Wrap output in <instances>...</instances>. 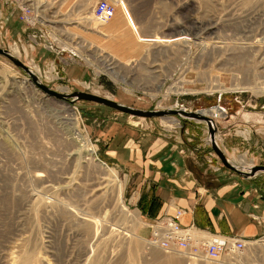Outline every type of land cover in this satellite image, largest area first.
Instances as JSON below:
<instances>
[{
    "label": "rangeland",
    "instance_id": "obj_1",
    "mask_svg": "<svg viewBox=\"0 0 264 264\" xmlns=\"http://www.w3.org/2000/svg\"><path fill=\"white\" fill-rule=\"evenodd\" d=\"M24 1L8 2L11 26L12 16L0 11V48L42 84L134 109L207 113L230 164L247 167L238 163L244 156L250 167L264 166V0H108L145 43L134 60L132 53L113 59L82 32L69 40L63 30L78 31L64 10L42 4L37 14ZM98 1L85 17L94 18ZM218 107L225 113L211 115ZM110 143L132 150L140 143L153 157L172 154L204 185H264V173L245 179L222 166L204 122L136 118L92 102L56 100L0 56V264H264V236L244 239L242 252L219 262L159 249L147 217L126 201L137 172L105 155ZM151 192H143L145 201Z\"/></svg>",
    "mask_w": 264,
    "mask_h": 264
},
{
    "label": "crops",
    "instance_id": "obj_2",
    "mask_svg": "<svg viewBox=\"0 0 264 264\" xmlns=\"http://www.w3.org/2000/svg\"><path fill=\"white\" fill-rule=\"evenodd\" d=\"M50 1L56 5L57 10H64L62 13L68 15L67 22L73 21L71 24L67 23L70 24V29L78 31L76 34L80 38L82 32L83 39L90 45L107 48L104 52L109 53V56H124V53L129 55L126 50H130V58L134 60L140 46L144 49V41L137 37L124 11L116 8L113 18L96 29L91 22L84 20L92 8L93 0H82V5L79 6L75 5L78 0ZM8 2L11 0H0V11L12 16V7ZM73 14L79 15V18L70 19ZM13 16L10 26L16 23ZM134 46L137 47L132 50L131 47ZM116 48L121 51H116ZM109 148L105 155L115 159L117 165L128 167L131 173L136 170L137 182L129 185L130 188L126 190V201L129 206L138 210L143 207L144 213L140 212L150 224L164 217L172 218L174 213L181 211L178 223L182 227L194 226L210 233L244 239L264 236V185L261 183L204 185L193 177L190 169L171 161L172 154L153 157L150 149H141L140 143L137 144V150H132L129 143L120 148L110 143ZM150 188L154 198L147 196L148 200L145 201L143 192Z\"/></svg>",
    "mask_w": 264,
    "mask_h": 264
},
{
    "label": "built area",
    "instance_id": "obj_3",
    "mask_svg": "<svg viewBox=\"0 0 264 264\" xmlns=\"http://www.w3.org/2000/svg\"><path fill=\"white\" fill-rule=\"evenodd\" d=\"M115 7L108 0H99L93 8V17L105 22L113 17ZM174 217H164L153 225L151 242L167 252L177 251L187 258L219 262L224 256L244 250V238L210 233L194 226L182 227L178 219L182 212Z\"/></svg>",
    "mask_w": 264,
    "mask_h": 264
},
{
    "label": "water",
    "instance_id": "obj_4",
    "mask_svg": "<svg viewBox=\"0 0 264 264\" xmlns=\"http://www.w3.org/2000/svg\"><path fill=\"white\" fill-rule=\"evenodd\" d=\"M0 56L6 58L8 61H10L13 65H15L19 70L21 69L25 74H27L34 84V87L42 91L44 94H46L49 97H52L56 100L60 101H66L69 104L74 101H86V102H92L96 103L105 107H108L112 110H115L116 112L126 114L132 117L136 118H144V119H163L168 117H179L183 119H192L204 122L207 126L208 133H209V142L212 150L219 158L222 166L230 171H233L234 173H237V175L241 176L242 178H250L256 175L257 173H264V166H251V167H242V169H239L235 165H232L229 163L228 159H226L224 153L220 150L218 147L216 141H215V123L211 117L203 116L199 114L198 112H191V111H185L183 109H153V110H140V109H134L129 106H125L123 104H119L113 100L96 96L94 94L86 93V92H73L71 94H64L59 93L56 91L51 90L44 84H42L34 71L30 69V67L26 66L24 63L19 61V59L14 56L12 53H10L8 50L0 48ZM99 162H101L98 159ZM247 170V171H246Z\"/></svg>",
    "mask_w": 264,
    "mask_h": 264
},
{
    "label": "bare ground",
    "instance_id": "obj_5",
    "mask_svg": "<svg viewBox=\"0 0 264 264\" xmlns=\"http://www.w3.org/2000/svg\"><path fill=\"white\" fill-rule=\"evenodd\" d=\"M30 2L31 4H29L30 5V8L31 7H33V11H34V9L37 7V6H41L42 4L43 5H46L47 4V6H50V3H52V1H50V0H25L24 2ZM82 1V0H81ZM80 1V2H81ZM110 3V2H109ZM115 2H111V4H113L114 5V7H115V9H116V4H114ZM28 7V6H27ZM34 12H36L37 14L40 12L39 10L38 11H34ZM41 13V12H40ZM114 16V15H113ZM85 18V21L86 22H89V21H92V20H95L96 22H99V23H101V24H105V23H107L108 21H110L112 18H110L109 20H107V21H105V22H100V21H98V20H96L95 18H93L92 19V17H91V15H88V16H86V17H84ZM69 29V28H68ZM63 34L64 35H66V37H68L69 38V40H77L75 37H79L78 35H76L75 33H72V32H69L67 29H64L63 30ZM75 36V37H74ZM158 38L156 37L155 39H152V40H157ZM84 41H86L85 39H84ZM78 43H80V44H82L80 41H78ZM220 43V42H219ZM255 43H257V41L255 42ZM242 45H244V44H242ZM250 45H252V43L250 44ZM117 46V45H116ZM115 46V47H116ZM223 46V45H222ZM222 46H220V47H222ZM248 46V45H247ZM246 46V47H247ZM246 47H244V48H246ZM132 48V50L133 49H135V48H133V47H131ZM248 49L249 48H252V47H247ZM112 49H113V47H112ZM113 50H111V52H112ZM116 51H121V50H119L118 48H116ZM10 52V51H9ZM10 53H12V52H10ZM127 53H129V54H131L132 53V51H130V50H128L127 51ZM17 56V55H16ZM111 57L113 58V59H120L119 57H117V55L115 56V55H111ZM111 58V59H112ZM112 64V61L110 62L109 61V64L108 65H111ZM114 65V64H113ZM109 68H111L110 66H109ZM115 68V67H114ZM31 69V68H30ZM32 70V69H31ZM177 86V85H176ZM181 87H175V90L173 89V91L174 92H179V94L182 92V90L180 89ZM184 91V90H183ZM96 104V103H95ZM218 108H221V107H218ZM168 109H170V108H168ZM184 110V109H183ZM67 111H70L69 109H67ZM199 114H201V115H203V116H207L208 114L207 113H204V112H202L201 113V111H199L198 112ZM223 113H225V111L221 108V109H212L211 110V115H216V116H222L223 115ZM208 117H211V116H208ZM212 118V117H211ZM163 119H166V118H163ZM168 119V118H167ZM213 119V118H212ZM213 121H214V119H213ZM74 135H75V138L77 137V134H75L74 133ZM90 157L92 158V160L94 161V156L92 155V154H90ZM248 162L249 161H246L245 160V158H244V156H242L241 158H240V160H239V165H241V166H247V167H250V165L251 164H248ZM234 164H235V162H234ZM100 165V164H99ZM110 171V170H109ZM37 177H39V176H41V175H36ZM47 188V187H46ZM149 228L150 229H153V226H152V224H151V226H149ZM182 255V254H181ZM200 261H204V260H200Z\"/></svg>",
    "mask_w": 264,
    "mask_h": 264
},
{
    "label": "trees",
    "instance_id": "obj_6",
    "mask_svg": "<svg viewBox=\"0 0 264 264\" xmlns=\"http://www.w3.org/2000/svg\"><path fill=\"white\" fill-rule=\"evenodd\" d=\"M151 210V208H149V211ZM140 211L142 212V213H144V211H145V209L142 207V208H140Z\"/></svg>",
    "mask_w": 264,
    "mask_h": 264
}]
</instances>
